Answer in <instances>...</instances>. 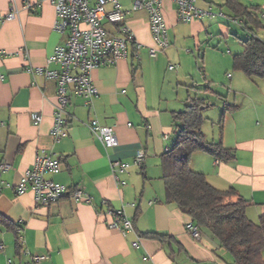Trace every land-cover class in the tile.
<instances>
[{"label": "crops", "instance_id": "crops-1", "mask_svg": "<svg viewBox=\"0 0 264 264\" xmlns=\"http://www.w3.org/2000/svg\"><path fill=\"white\" fill-rule=\"evenodd\" d=\"M30 1L35 4L31 10L22 0H0V13L15 10L12 19L0 20V50L12 53L0 56V162L11 165L0 170V214L14 224L18 235L16 246L13 231L0 226V264H232L231 255L208 231L199 228L200 238L195 239L186 230L191 218L166 201L160 165L175 140L172 113L184 109L192 98H203L206 105L210 94L220 95L194 78L197 59L203 63L201 41L208 34L207 26L218 16L242 29L229 17L224 0H196L210 13L187 22L178 19L173 0H162L169 45L156 57L148 53L153 40L147 12L131 10V0H118L122 9L129 10L126 24L141 46L136 54L130 47L114 65L91 71L97 94L90 100L70 96L65 135L58 141L50 134L56 82L29 69H56L47 58L66 34L54 29L55 10L48 0ZM238 1L255 7L261 24L256 33L264 32V0ZM105 24L114 32L113 25ZM219 26L230 32L224 24ZM241 50H226L229 56L224 57L231 66L232 55ZM171 61L174 72L165 66ZM227 77L232 79L229 73ZM258 85L253 119L231 120L232 113L221 133L215 130L208 139L202 131L209 141L220 139L224 147L233 149L235 157L222 161L195 151L189 162L214 187H233L245 198V213L253 222L264 217V84ZM247 94L242 92L246 98ZM225 105L235 104L224 101ZM32 113L41 115L38 123L32 121ZM91 118L114 127L115 146L106 148L95 137L87 125ZM40 149L52 153L61 166L46 177L69 188L80 187L90 202L65 196L40 206L30 190L15 192ZM138 149L144 150V159L135 165ZM112 160L129 163L128 171L116 172L124 184L114 177ZM118 208L132 221V231L122 234L108 227L107 211ZM147 233L164 235V240ZM33 255L46 257L35 261Z\"/></svg>", "mask_w": 264, "mask_h": 264}, {"label": "built area", "instance_id": "built-area-1", "mask_svg": "<svg viewBox=\"0 0 264 264\" xmlns=\"http://www.w3.org/2000/svg\"><path fill=\"white\" fill-rule=\"evenodd\" d=\"M22 1L24 7L29 10L35 5L30 0ZM48 1L55 10L54 29L66 34L64 42L56 45L47 58L48 63H54L58 67L50 69L38 66L30 68L29 71L54 79L56 82L50 134L55 141H58L65 135L68 122L66 107L70 96L90 100L97 94L91 71L100 66L114 65L118 59L128 54L130 47H132L133 54H136L141 44L126 24L129 10L122 9L118 0ZM173 1L176 4L177 17L183 22L203 18L210 13L207 9L199 8L195 3L196 0ZM139 9L147 12L149 30L153 40L148 53L156 57L169 45L167 26L162 12V0H131V10ZM14 16L15 10L10 8L7 12L0 13V20L12 19ZM234 20L241 23L238 19ZM106 22L114 26V32L104 27ZM11 54L6 50H0V56ZM168 69L175 70L176 65L169 64ZM31 119L34 123H38L41 115L32 113ZM87 125L104 147L110 148L117 144L116 133L112 125L102 124L96 118H91ZM143 159L144 150L138 149L133 163L139 165ZM10 166L8 162H0V170H7ZM60 167V162L52 156V153L40 149L36 152L31 167L24 172L15 186V192L20 194L30 190L35 203L40 206H48L65 196L90 202L91 197L80 187L69 188L46 177L47 174L60 171ZM128 167L127 162L111 161V170L118 183L124 184L125 181L120 180L116 172L128 171ZM107 213L110 216L109 228L117 229L122 234L133 230L132 221L126 216L123 208L109 209ZM185 228L193 238H200L199 227L192 220L186 223ZM2 247L3 245L0 244V249ZM45 257V255H33L32 260L37 261Z\"/></svg>", "mask_w": 264, "mask_h": 264}, {"label": "trees", "instance_id": "trees-1", "mask_svg": "<svg viewBox=\"0 0 264 264\" xmlns=\"http://www.w3.org/2000/svg\"><path fill=\"white\" fill-rule=\"evenodd\" d=\"M229 17L241 21L245 30L242 50L232 55V68L242 71L250 79L264 80V39L257 35L261 27L254 6H246L238 0H224ZM203 98H192L184 109L172 113L175 122V140L161 160L162 179L165 183V199L177 207L200 229L208 231L217 239L219 246L231 257L232 264H264V217L258 222L247 218L245 208L248 201L233 187L218 189L211 185L202 172L193 170L190 157L195 151L210 153L222 161L235 157V151L224 147L221 140L208 141L201 130ZM236 105H225L218 121L221 133L226 110H234ZM0 226L13 231L18 245V235L14 224L0 214ZM164 240V235L145 234Z\"/></svg>", "mask_w": 264, "mask_h": 264}, {"label": "rangeland", "instance_id": "rangeland-1", "mask_svg": "<svg viewBox=\"0 0 264 264\" xmlns=\"http://www.w3.org/2000/svg\"><path fill=\"white\" fill-rule=\"evenodd\" d=\"M219 23L224 24L225 28L228 31L230 30V32L225 33L222 27L219 26ZM104 27H107V25L105 24ZM207 30L208 34H204L201 41L203 63L197 59V77L194 79L202 87L207 83L210 84L212 89L220 94L219 96L210 94V103L204 105L201 109L203 116L201 130L210 139L212 132L218 130V121L223 110L222 105L224 101L228 104L238 105V108L235 111L226 110L222 124L226 121L228 115L232 113L231 120L235 119L236 121L242 120L246 122L253 119V107L256 100L255 94L256 90H258L257 85L261 84V82L264 84V80L257 78L255 80L256 82L252 81L242 71L233 69L231 63L229 64L228 57H224L229 56V53L226 51L227 49L231 53H234L243 48L238 37L243 38L244 32L238 23L232 20L226 22L217 16L207 26ZM258 35H264V32L259 31ZM169 64L175 65L173 61L171 63L165 62V66ZM167 71L174 72L168 69ZM227 73L231 74V80L228 79ZM192 74L194 76V73ZM242 92H247L248 97H244Z\"/></svg>", "mask_w": 264, "mask_h": 264}]
</instances>
